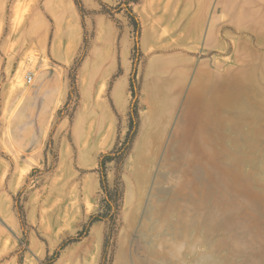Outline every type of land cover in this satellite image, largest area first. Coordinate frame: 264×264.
<instances>
[{"label":"rangeland","instance_id":"obj_1","mask_svg":"<svg viewBox=\"0 0 264 264\" xmlns=\"http://www.w3.org/2000/svg\"><path fill=\"white\" fill-rule=\"evenodd\" d=\"M120 1L83 0L90 66L69 97L47 0H0V264H264V0H129L140 30L128 5L103 11ZM163 58L176 101L160 118ZM122 146L105 189L101 157Z\"/></svg>","mask_w":264,"mask_h":264},{"label":"crops","instance_id":"obj_2","mask_svg":"<svg viewBox=\"0 0 264 264\" xmlns=\"http://www.w3.org/2000/svg\"><path fill=\"white\" fill-rule=\"evenodd\" d=\"M45 7L46 8L44 10V14L48 17H54L56 19V24L58 25V27H56L57 39L52 45V53L54 57L59 61V63L65 67V69H69V67L74 63L76 57L82 50L84 44L85 28L83 26L81 13L74 0H47V2H45ZM167 10L168 9H165V17L164 19H162V22L157 20L158 22H154L148 27L151 30L157 25L161 31L160 40L157 41L156 44L151 46L152 49L158 46L160 42H163L165 39H167V33L169 31L168 26L165 25L168 13ZM45 27L46 26L44 23L42 41L45 40L47 35L50 36V34L45 33ZM37 36L38 34L33 37L32 43L39 41V38ZM98 64H100V62H98ZM119 64L120 63L118 60H113L111 66L109 67V72H118ZM175 65L176 64L172 61L165 62L164 58L161 59L160 62L155 64V69L160 71L159 73L162 76L158 77V83L160 82L161 86H159L156 90H153L152 99L153 103L157 102L158 106L156 107V109H158V112H160V118L164 110L172 106V104H174L176 101V97L172 95L173 93L171 91L175 85V81L174 79L172 80V78H167L170 77L169 73H173ZM89 66L90 57L87 54L82 62L81 67L87 69ZM126 83L127 72L124 71L116 77L114 83L113 93H115L118 98L123 97L121 96L123 95L122 90ZM196 84H198V86L202 85L204 86V88H206L207 86L206 82L201 83L200 79L196 81ZM156 118H158V116H156Z\"/></svg>","mask_w":264,"mask_h":264},{"label":"trees","instance_id":"obj_3","mask_svg":"<svg viewBox=\"0 0 264 264\" xmlns=\"http://www.w3.org/2000/svg\"><path fill=\"white\" fill-rule=\"evenodd\" d=\"M74 1H75V4L77 5V7L79 8V11H80L81 16H82L83 26L86 29L85 16L87 14V10L85 8V5L83 3V0H74ZM101 4L104 7L103 11L104 12H107V13H109L111 15H113V14L110 11H113V10L120 11L121 8H122V6L124 4L128 5L126 12H127L128 16L131 18V20L133 21L136 30H140L141 24H140L138 15L136 14V12H134L133 8L130 6L129 0H121L118 3L117 6H111V5H109L107 3H104V2H101ZM88 46H89V39H88V37L85 34V36H84V44H83V47H82V51L76 57V59L74 61V64H73V67L71 69V73H70V76H71V89L69 91V97L74 93V91H76V78H75L76 72L81 67L82 62H83L85 56L87 55ZM136 49H138L137 45H136ZM120 73H121V68L119 66V70L115 74V78ZM135 79H136V67L134 66L133 71H132V74H131V78H130V86H131V90H132V94H133V98L135 99V102L131 106V111H130V130H129V133H128V137H127L128 139H127L126 143L132 137V133H131L132 132V128H134L137 125L136 118L138 117V104H137V101H136V99H137V91H136V87H135ZM124 150L125 149H124L123 146L122 147H119V148L117 147L113 151H111L109 153H105V154L102 155L101 161H100L99 173H100L101 185L103 186V188L107 189L106 163L108 161L113 160L114 158H119V157L121 158V157H123L125 155ZM107 213L108 212H106L104 214L103 213H98L96 215H93L91 217L90 224H93L94 222L99 221V220L105 218L106 215H107ZM23 223L26 225L25 219H23ZM86 235H87V233L84 230H82L81 232H79V234L77 236L71 237L69 240H67L66 242H64L59 247V250H56L55 253H54V255L52 257H50L49 259L51 261L55 260L59 256L60 250L62 248H64L66 245H68L69 243H71L73 241L80 240L81 238H83Z\"/></svg>","mask_w":264,"mask_h":264},{"label":"built area","instance_id":"obj_4","mask_svg":"<svg viewBox=\"0 0 264 264\" xmlns=\"http://www.w3.org/2000/svg\"><path fill=\"white\" fill-rule=\"evenodd\" d=\"M32 81H33V75L30 74V73L27 74V76H26V82H27L28 84H31Z\"/></svg>","mask_w":264,"mask_h":264}]
</instances>
